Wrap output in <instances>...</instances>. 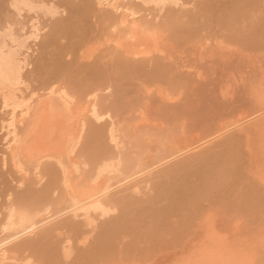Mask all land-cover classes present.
<instances>
[{
	"label": "rangeland",
	"instance_id": "1",
	"mask_svg": "<svg viewBox=\"0 0 264 264\" xmlns=\"http://www.w3.org/2000/svg\"><path fill=\"white\" fill-rule=\"evenodd\" d=\"M14 1L0 0V37L13 31L11 40L26 42L20 50V43L15 48L10 42L23 64L21 85L10 92L20 106L5 107L2 97L9 91L0 89L1 237L7 212L31 191L28 200L46 188V196L60 197L65 169L71 176L77 172V181L105 160L121 162V169L128 157L135 158L130 167L145 158L156 164L173 149L174 155L150 166L147 179L145 171L144 179L140 173L121 186L113 180L103 212L102 204L92 213L65 212L8 242L13 253L7 249L12 256L1 264H158L175 251H189L210 213L226 223L240 221L241 232L255 237L249 249L264 241V0H30L32 11H17ZM12 108L23 120L15 128L17 140ZM43 109L58 112L63 135L72 133L65 137L69 147L64 144L63 155L29 160L18 153ZM201 138L191 149L188 143ZM172 143L185 146L184 152L179 155ZM260 253L254 264H264Z\"/></svg>",
	"mask_w": 264,
	"mask_h": 264
},
{
	"label": "bare ground",
	"instance_id": "2",
	"mask_svg": "<svg viewBox=\"0 0 264 264\" xmlns=\"http://www.w3.org/2000/svg\"><path fill=\"white\" fill-rule=\"evenodd\" d=\"M145 1V0H144ZM153 0H149V2H152ZM161 1H164V0H161ZM160 1V2H161ZM30 0L28 1V0H16V1H14V6L16 7V9H17V11L19 10V11H22V10H24V8H28V9H30L31 11H32V9H31V7H32V4L33 3H31V5H30ZM149 2H147V4L149 3ZM153 2H156V0H154ZM159 2V3H160ZM165 2V1H164ZM174 2V1H173ZM176 3V2H175ZM166 4V3H165ZM35 5H37V4H34L33 6H35ZM125 5H127L126 3H125ZM13 6V7H14ZM38 6V5H37ZM116 6V8H118L119 6H118V4L117 5H115ZM121 6V5H120ZM132 6H133V4H132ZM127 7V6H126ZM37 8V7H36ZM39 8V7H38ZM41 8V7H40ZM121 8V7H120ZM124 8V7H123ZM129 8H131V6L129 7ZM22 9V10H21ZM27 9V10H28ZM35 9V8H34ZM133 11H134V9H133ZM20 13V12H19ZM128 14V13H127ZM134 14V13H133ZM133 14H131V15H133ZM20 15V14H19ZM129 15V14H128ZM108 20V19H107ZM32 22H33V20H32ZM31 22V23H32ZM34 25V24H33ZM8 27V26H7ZM10 27V26H9ZM34 27H35V25H34ZM38 27V26H37ZM11 28V27H10ZM9 28V29H10ZM35 29H36V27H35ZM14 30V29H13ZM3 31V30H2ZM33 32V31H32ZM1 33V32H0ZM4 33V32H3ZM9 33V32H8ZM12 33H13V31H12ZM12 33H10V35H5V34H3V36L5 35V36H8V38H6V37H4V38H2V37H0V89H2L3 91H5V90H8L9 91V93L8 94H6V95H4V97H2V98H4L3 99V101L5 100V107H6V105H10V104H13L15 107H17V106H20V105H18V104H20L16 99H14L15 97H14V92L13 93H10V92H12V90L13 89H17L16 88V84H18V82L20 81V76L22 75L21 74V70L23 69L22 67V65H21V63H20V57L18 58V55H20V54H18L19 52H18V50L17 49H15L16 48V46H17V44H19L17 41H18V39H17V41H16V37H14L15 38V40H11V37H12ZM34 33V32H33ZM38 33V32H37ZM18 34V33H17ZM23 34V33H22ZM36 34V33H35ZM33 35V34H32ZM37 35V34H36ZM141 36V35H140ZM10 37V38H9ZM141 37H143V36H141ZM10 39V41H8L7 42V40L6 39ZM13 38V37H12ZM144 38V37H143ZM143 38L141 39V38H139V39H137L138 41L141 39V40H143ZM20 39V38H19ZM25 40V39H24ZM24 40H21V43H22V41H24ZM31 40V39H30ZM145 40V39H144ZM147 40V39H146ZM11 41H13V42H15L16 41V44H15V48H13V44L11 45ZM25 42H26V40H25ZM28 42V41H27ZM21 43H20V45L19 46H17V48L19 47H23V45H21ZM139 43V42H138ZM8 44H10V45H8ZM22 44H24V43H22ZM140 44V43H139ZM18 48V49H19ZM25 48V47H24ZM21 49V48H20ZM19 49V50H20ZM26 54V53H25ZM28 56V55H27ZM29 58V57H28ZM25 65V64H24ZM27 66V65H26ZM254 67V66H253ZM21 74V75H20ZM25 74V73H24ZM26 77V76H25ZM25 77H23V78H25ZM22 82V81H21ZM23 83V82H22ZM20 84V83H19ZM18 84V85H19ZM251 84V83H250ZM259 84V83H258ZM261 84V83H260ZM18 85H17V87H18ZM21 85V84H20ZM14 86H15V88H14ZM57 91V90H56ZM67 90H65V92H66ZM54 92V91H53ZM64 92V91H63ZM3 94H4V92H2ZM2 93H0V94H2ZM23 93V92H22ZM52 93V92H51ZM55 93V92H54ZM2 94V95H3ZM16 94H17V91H16ZM53 94V93H52ZM63 94V93H62ZM22 95V94H21ZM70 95V94H69ZM72 95V94H71ZM16 96V95H15ZM17 97V96H16ZM65 97V96H64ZM73 97V96H72ZM25 98V97H24ZM264 98V97H263ZM63 99V98H62ZM65 99V98H64ZM15 100L18 102H15ZM68 100V99H67ZM67 100H66V102H67ZM2 101V100H1ZM2 101V102H3ZM24 101H25V99H24ZM62 102V101H61ZM23 103V102H22ZM27 103V102H26ZM25 103V104H26ZM24 104V103H23ZM62 104V103H61ZM69 104H71V103H69ZM27 105V104H26ZM68 105V104H67ZM90 105H91V103H90ZM13 106V107H14ZM23 106V105H22ZM22 106H21V108H22ZM93 106V105H92ZM97 106V105H96ZM26 107H30V106H26ZM257 107V106H256ZM260 107V106H259ZM19 108V107H18ZM94 108V107H93ZM262 108V107H261ZM28 110L30 109V108H27ZM94 109H96V108H94ZM93 109V110H94ZM257 109V108H256ZM15 110V109H14ZM14 110H13V108H12V111H13V113L15 114L14 116L16 117L17 116V114H16V111L14 112ZM24 110H26V109H24ZM92 110V109H91ZM258 110V109H257ZM261 110H263V108L261 109ZM260 110V111H261ZM18 111V110H17ZM27 111V110H26ZM46 111V109L44 110H42V112H41V114H39L38 116H37V118L36 117H34V118H36V121H35V123L32 125V127L30 126V130H31V133H29L28 135H29V137H28V143L27 144H25V146H24V148L20 151L21 153H18L20 156H22L21 154H23V156H25L27 159H29V160H33V158L35 157V158H37L38 157V159L37 160H39L40 158L42 159V157L44 158V157H48V156H53L54 154L55 155H61L62 154V151H61V149L64 147V144H65V148H66V146H67V142H68V140L69 139H67V138H65V137H67V136H70L72 133L71 132H67L66 134H64L63 135V133L64 132H62V130H64L65 131V129L64 128H61V127H59V125H58V122H59V120H60V117H56V115L58 114V112L56 113L55 112V114L53 113V115H50L51 114V111H50V113H48V112H45ZM39 112V113H40ZM255 112H256V110H255ZM259 112V111H258ZM257 112V113H258ZM9 113V112H8ZM13 113H12V115H13ZM18 113V112H17ZM30 112H28V114H29ZM263 113V112H262ZM21 114V113H20ZM98 114H100L99 113V110H98ZM97 114V115H98ZM11 115V114H10ZM11 115V116H12ZM251 115V114H250ZM261 115V114H260ZM19 116V115H18ZM21 116H23V115H21ZM15 117H12V118H14L15 119ZM248 116H243L242 118L240 117L237 121L236 120H234L236 123H238L239 121H243V120H245L246 118H247ZM250 117V116H249ZM262 117H264V116H262ZM80 118V117H79ZM12 120V123H11V126H10V124L8 123V125L10 126V127H12V125H13V128H14V133H13V137L15 138H13L14 140H17V132H16V130H15V128H17L16 126L18 125L17 123L18 122H20L21 120H22V118L21 119H17V117H16V119L15 120ZM82 118H80V120H81ZM264 119V118H263ZM256 120V119H255ZM23 121V120H22ZM232 122V124H236L235 122ZM81 123H82V121H81ZM84 123V122H83ZM146 123V122H145ZM140 124V123H139ZM81 125V124H80ZM83 125V124H82ZM82 125H81V127H82ZM141 125V127H142V125L144 126V123L143 124H140ZM148 125V124H147ZM9 126H7L8 127V130L10 129L9 128ZM151 126V125H150ZM230 126V125H229ZM229 126H226L227 128L229 127ZM146 127V126H145ZM144 127V128H145ZM224 128V129H227V128ZM32 128V129H31ZM140 128V127H139ZM138 128V129H139ZM150 127H148V129H147V131L146 132H148V130H149V133H150V129H149ZM170 128V127H169ZM12 129V128H11ZM28 129V128H27ZM82 129V128H81ZM111 129V128H110ZM114 129V128H113ZM115 129H117V128H115ZM142 129V128H141ZM152 129V128H151ZM155 129V128H154ZM224 129H222L221 128V130H219V131H221L222 132V130H224ZM7 130V129H6ZM9 131H11V133H12V130H9ZM9 131H7V132H9ZM67 131V130H66ZM142 131H144V129L142 130ZM23 132V131H22ZM117 132V131H116ZM10 133V134H11ZM115 133V132H114ZM137 133H139V132H137ZM136 133V134H137ZM141 133V132H140ZM144 133H145V131H144ZM218 133V132H217ZM216 133V134H217ZM7 134V133H6ZM134 134V133H133ZM143 134V133H142ZM146 134V133H145ZM154 134V133H153ZM8 135H9V133H8ZM24 135H25V133H24ZM27 135V136H28ZM113 135V134H112ZM155 135V134H154ZM215 135V134H214ZM6 136V135H5ZM26 136V135H25ZM78 136V135H77ZM139 136V135H138ZM157 136V135H156ZM167 136V135H166ZM169 136V135H168ZM209 136V135H208ZM11 137V136H10ZM114 137V136H113ZM119 137V136H118ZM153 138V135L152 136H150L149 138H148V141L150 140V138ZM209 137H211V136H209ZM111 138V137H110ZM114 138H116V136L114 137ZM133 138H135V137H133ZM27 139V138H26ZM79 139V138H78ZM136 139V138H135ZM162 139V138H161ZM205 139V138H204ZM210 139V138H209ZM209 139H207V140H209ZM12 140V139H11ZM111 140H113V139H111ZM153 140V139H152ZM152 140H150V142L152 141ZM170 140H171V138H170ZM181 140V139H180ZM180 140H178V142L180 141ZM182 140H184V139H182ZM190 140V139H189ZM188 140V141H189ZM13 141V140H12ZM130 141H131V139H130ZM137 141H138V139H137ZM164 141V140H163ZM169 141V140H168ZM201 141H203V139L201 138V139H199L198 141H195V142H193V141H191L190 143H188V144H190V146H191V149H192V146H193V148H197L200 144H201ZM205 142H206V139L204 140ZM117 142V141H116ZM139 142L141 143V141H140V139H139ZM149 142V143H150ZM167 142V141H166ZM181 142V141H180ZM183 142V141H182ZM193 142V143H192ZM204 142V143H205ZM69 143V142H68ZM77 143V142H76ZM152 143H153V141H152ZM152 143H150V144H152ZM184 143H186L185 145H186V151H188L190 148H189V145L187 144V142L185 141ZM191 143L193 144V145H191ZM74 144V143H73ZM123 144V143H122ZM154 144H156V143H154ZM179 144H181L182 145V143H179ZM136 145V144H135ZM134 145V143H133V145H131V146H135ZM187 145H188V147H187ZM71 147H72V145H70ZM122 146V145H121ZM138 146V145H137ZM166 146H168V145H166ZM171 146H174V147H171V149H173V148H175L176 146V148H175V152L177 151V150H179V153L182 151V150H185V148L184 147H180V149H178L179 147V145H177L176 144V146L172 143V145ZM67 147H69V146H67ZM136 147V146H135ZM134 147V148H135ZM139 147H141V146H139ZM152 147V146H151ZM131 148V147H130ZM133 148V147H132ZM142 148V151H145V150H143V146L141 147ZM165 148V147H164ZM182 148H184V149H182ZM67 149V148H66ZM65 149V150H66ZM145 149V148H144ZM151 149V148H150ZM160 149V148H159ZM182 149V150H181ZM188 149V150H187ZM112 150H113V148H112ZM117 150V149H116ZM115 150V151H116ZM140 151H141V149H139ZM138 150V151H139ZM181 150V151H180ZM67 151H71V150H67ZM108 151V150H107ZM114 151V150H113ZM127 150L125 149V153H127L126 152ZM134 151V150H133ZM136 152H137V154L138 153H140V152H138L137 150H135ZM142 151H141V153H142ZM149 150H147V152H148ZM166 151V150H165ZM185 151V152H186ZM61 152V153H60ZM95 152V151H94ZM96 152H97V150H96ZM112 152V151H111ZM123 152V151H122ZM167 152V151H166ZM165 152V153H166ZM178 152V151H177ZM184 152V151H183ZM183 152H181L179 155H181ZM93 153V152H92ZM98 153H99V151H98ZM103 153H104V151H103ZM119 153V152H118ZM121 153V152H120ZM129 153H130V151H129ZM128 153V154H129ZM155 153V152H154ZM156 153H158V152H156ZM164 153V152H163ZM170 154H167V156L165 155V157H164V155H163V157H159V158H157L158 160H156V161H154V162H156V164H157V162H159L160 160H165L166 161V157H168V156H172V154L174 155V149L172 150V153L171 152H169ZM187 153V152H186ZM94 154V153H93ZM109 154V153H108ZM115 154V153H114ZM114 154H112V155H114ZM122 154H124V152L122 153ZM136 154V155H137ZM145 154V153H144ZM148 154V157L151 155V153H150V155H149V153H147ZM176 155H178L177 153H175ZM185 154V153H184ZM263 154V153H262ZM35 155H38V156H35ZM63 155V154H62ZM92 155V154H91ZM103 155V154H102ZM120 155V154H119ZM119 155H117L116 157H118ZM125 155V154H124ZM142 155V154H141ZM156 155V154H155ZM160 155V154H159ZM158 155V156H159ZM175 155V156H176ZM130 156V155H129ZM131 156H132V154H131ZM130 156V157H131ZM174 156V157H175ZM96 157H99L98 155L96 156ZM95 157V158H96ZM127 156H125V158H126ZM135 157V156H134ZM152 157V156H151ZM155 156H153V158H154ZM173 157V158H174ZM56 158V157H55ZM64 158V157H63ZM87 158V157H86ZM91 158V157H90ZM103 158V157H102ZM106 158V157H105ZM112 157H110V158H107V159H111ZM123 158H124V156H123ZM124 158V159H125ZM142 158H145V157H142ZM153 158H150L149 157V159H153ZM160 158H162V159H160ZM176 158V157H175ZM174 158V159H175ZM21 159V158H20ZM60 159V158H59ZM96 159H98V158H96ZM116 159V158H115ZM118 159H120V157L118 158ZM124 159H123V161H124ZM130 159L132 160V158H129L128 157V159H127V161H126V159H125V161L127 162V165H128V162H129V165H130ZM134 159L135 158H133V163H134ZM140 159V158H139ZM139 159H137V161L139 160ZM147 158H145L144 160L143 159H141V161L142 162H139V163H135L134 165H131L130 167L128 166L127 167V165H125V164H123V165H125V166H123L121 169H120V164H121V162L120 163H117L116 164V161H114L115 163H111V160H110V162L108 161V160H105V161H107V162H105V161H103V163H100V165L98 166V168L97 169H95V171L93 172V173H89L86 177H84V178H82L81 180H79L80 178H78L77 177V181L75 180V178H74V176H75V174L77 173H75V174H73V176H71L72 174H69L70 173V171H69V173L67 172L68 171V169H65L66 170V172H64L65 174L63 175V173H62V175L63 176H65L66 178H63L65 181H64V183H63V185H64V187H62V190L64 191H62V195L60 194V197H58V198H56V200L54 199H51L50 197H48L49 196V194H50V192H49V194L47 193H45V190H47V188L45 189V190H43L42 192H44V193H42L43 194V196L41 195V192L39 191V194L41 195V196H39V195H36V196H39L38 198H34L35 200H28V198H30L29 197V195H31V193H32V196H33V192L31 191V193L28 195V198L27 197H25V199H22V200H18V201H21L22 203L18 206V204H15L16 205V207H15V205L13 206L14 208L11 210V211H9V212H7L8 214H9V216L7 217H5V219H6V221L4 220V222H3V227H2V230H1V232L3 233V231H4V233H5V235H2V237L0 238V257L2 258H0V261H3L4 259L7 261L8 259V257H9V255H11L12 256V254H8L7 253V247H5V245L9 242H12V240H15L16 238V240H19L18 239V237H21V236H23V235H26V234H30V233H33V232H35L36 231V229H38V228H41V226H43V225H45V224H47V223H49V222H51V221H53L54 220V218L55 217H58V216H56V215H61V214H63V213H67V212H70V211H73L74 212V215H77L78 214V210L80 211V209L82 210V209H84L85 211H86V213L88 212H91L90 210H93V208H97V207H100L101 206V204H102V206L101 207H103V205H104V203H105V201L104 202H102V200H106V199H104L103 197H105V195H107V193L109 194V191L110 190H112L111 188L113 187V185L115 184L114 182H112L113 180L114 181H116V179H118L117 181H118V183H119V186H121L122 184L124 185V184H126V183H128V180H129V183H130V181H132V180H135V179H133L134 178V176H135V178H137V176L136 175H139V176H141L142 174V176H143V179H144V172H145V176H146V179H147V171H148V169H149V171H148V174L149 173H151V170L153 171V169H150L151 167L150 166H153L155 163H152L153 162V160H151V163L148 161V159L146 160ZM170 159V158H169ZM169 159H167V160H169ZM35 160V159H34ZM99 160V159H98ZM97 160V161H98ZM121 160H122V158H121ZM120 160V161H121ZM171 160H172V157H171ZM68 161V160H67ZM66 161V162H67ZM85 161V160H84ZM96 161V160H95ZM94 161V162H95ZM136 161V162H137ZM148 161V162H147ZM170 161V160H169ZM263 161V160H262ZM23 162H24V160H23ZM102 162V161H101ZM105 162V163H104ZM167 163H168V161H166ZM18 163V162H17ZM19 163H21V162H19ZM27 163V162H26ZM32 163V162H31ZM77 163V162H76ZM98 163V162H97ZM97 163H94L95 165L97 164ZM165 163V162H164ZM99 164V163H98ZM136 164H137V166H136ZM155 164V165H156ZM159 164H163L162 162L160 163L159 162ZM35 165V164H34ZM62 165H64V163L62 164ZM154 165V166H155ZM89 166V165H88ZM158 166V165H157ZM157 166L156 167H154V169L155 168H157ZM71 167V166H70ZM69 168V167H68ZM88 169H89V167H88ZM94 168H92V170H93ZM76 170H78V168L76 169ZM263 170H264V168H263ZM61 171V170H60ZM62 171H64V169L62 170ZM74 171H75V169H74ZM85 171V170H84ZM119 171H120V173H119ZM261 171V170H260ZM71 173H73L72 171H71ZM79 173V172H78ZM83 173H85V172H83ZM140 173H141V175H140ZM261 173V172H260ZM259 173V174H260ZM86 174V173H85ZM123 174V175H122ZM155 174V173H154ZM61 174L59 173V176H60ZM62 176V177H63ZM76 176H78V175H76ZM75 176V177H76ZM83 176H85V175H83ZM73 177V178H72ZM133 177V178H132ZM150 177V176H149ZM261 178H262V176H261ZM263 179V180H262ZM262 179H260V180H262V184L264 185V177L262 178ZM55 180V179H54ZM53 180V181H54ZM60 180V179H59ZM74 180H75V182H74ZM56 181H58V179L56 178V180L54 181V182H56ZM63 181V180H62ZM117 181H116V183H117ZM123 181V182H122ZM141 181V180H140ZM59 182V181H58ZM124 182H126V183H124ZM142 182V181H141ZM145 182V181H144ZM118 183H117V185L116 186H118ZM120 183H122L121 185H120ZM136 183H138V182H136ZM52 184H54V183H52ZM51 184V185H52ZM55 184H58V183H55ZM62 184V183H61ZM59 185V187L60 186H63V185ZM142 184H143V182H142ZM261 184V183H260ZM56 186V185H55ZM136 186H138V185H136ZM139 186H142L141 184L139 185ZM50 187V186H49ZM52 188H54V186L52 187ZM56 188V187H55ZM55 188H54V191L53 192H55ZM117 188V187H116ZM139 188V187H138ZM49 189V188H48ZM51 189V188H50ZM114 189V188H113ZM58 190V189H57ZM48 191V190H47ZM58 192H59V190H58ZM118 192H120L119 190H118ZM36 192H34V194H35ZM60 193V192H59ZM37 194V193H36ZM46 195H48V196H46ZM51 195H53V194H51ZM59 195V194H58ZM110 195V194H109ZM108 195V196H109ZM26 196V195H25ZM54 196V195H53ZM24 197V196H23ZM34 197H35V195H34ZM26 198H27V200H26ZM103 198V199H102ZM24 200V201H23ZM17 203H19V202H17ZM109 203V202H108ZM52 205V206H51ZM105 206H108V205H104V207L103 208H101L100 210L103 212L105 209H106V207ZM52 209H51V208ZM91 207H93L92 209H90ZM105 208V209H104ZM110 208V207H109ZM102 209H104V210H102ZM10 210V209H9ZM83 211V210H82ZM81 211V212H82ZM97 211H98V209H97ZM109 211V210H108ZM213 211V210H212ZM211 211V212H212ZM105 212H107V211H105ZM217 212V211H216ZM215 212V213H216ZM84 213V212H83ZM92 213V212H91ZM90 213V214H91ZM214 213V214H215ZM7 214V215H8ZM73 213H71V215H72ZM102 214V213H101ZM207 214V213H206ZM211 214V213H210ZM210 214H208V215H204L205 217H207V216H209V217H207V218H205L204 219V221H202V222H204L203 224H201V226H199V227H201V236L199 235H197L198 237L197 238H199V237H201V238H199L200 240L198 241V239L197 238H195V236H193L194 237V239H195V241L196 242H194V243H197V241H198V243H197V245L196 244H191L192 242H193V237L191 238V241L190 240H188V241H190V243H189V245L192 247H190L189 245H188V247L187 248H185L186 247V245L185 246H183L182 247V249H185V251H186V249L188 250V249H190L189 251H186V252H184V254H182L181 252H180V250H178L179 252H180V254H179V256H176L177 254H178V252L177 251H175V255L173 254V257H172V255H167V256H165V257H167V258H169L170 256H171V258H173L171 261L169 260V261H167V258L165 259V257H163L162 259H163V261H161V259H157V260H160L159 262H158V264H254L255 262H254V260L256 259V255L258 254L259 255V253L260 252H264V241L263 242H259L258 244H257V240L256 241H254V245H253V247H250V249H249V244L251 243L252 244V242H251V237L249 236V237H247V235L245 236V234H243V232H241V224L239 223L240 221H234V222H231V221H229V222H224V221H220L221 219H218V215H219V213H217V216L216 215H213V213L210 215ZM79 215V214H78ZM70 216V215H69ZM86 217H87V214L85 215ZM72 217H74L73 215H72ZM93 218V217H92ZM91 218V219H92ZM203 218V217H202ZM220 218V217H219ZM236 218H238V217H236ZM232 220V219H231ZM239 220H240V218H239ZM87 222V221H86ZM92 222V221H91ZM52 223V222H51ZM89 224V223H88ZM2 226V225H1ZM203 227V228H202ZM1 229V228H0ZM48 229H50V228H48ZM200 229V228H199ZM39 231H40V229H39ZM51 231H52V228H51ZM46 232V231H45ZM44 232V233H45ZM200 231L198 230V232H196V234L197 233H199ZM50 233V232H49ZM48 232H46L45 234H47V236L46 235H43V238H44V236H46V237H49L48 236V234H49ZM1 234V233H0ZM63 234V233H62ZM41 235V234H40ZM31 236V235H30ZM61 236V235H60ZM68 237V236H67ZM254 236H252V238H253ZM30 238V237H29ZM251 240H250V239ZM27 239V238H26ZM64 240H62L63 242L62 243H65L64 241H65V237L63 238ZM255 239V237L253 238V240ZM28 240H30V239H28ZM27 240V241H28ZM67 241L69 240V239H66ZM250 240V241H249ZM252 240V241H253ZM52 241V240H51ZM67 241H66V243H67ZM69 241H71V240H69ZM248 241H249V244H248ZM29 242H31V241H29ZM29 242H28V244H29ZM73 242V241H72ZM71 242V243H72ZM247 242V245H248V247H246V248H248L250 251H244L245 250V243ZM13 243V242H12ZM18 243V242H17ZM32 243V242H31ZM53 243V242H52ZM255 243L257 244V245H255ZM19 244V243H18ZM18 244H16L15 243V245H16V247H17V245ZM250 244V246H252ZM20 245V247L22 248V247H24L25 245H27L26 243H25V245L23 246L22 245V243L21 244H19ZM19 245H18V248H19ZM66 245V244H65ZM194 247H193V246ZM246 245V246H247ZM7 246H9L10 247V245H8L7 244ZM11 246H14V245H12L11 244ZM53 246H54V244H53ZM16 247H13V249H14V251H15V249H16ZM26 247V246H25ZM181 247V246H180ZM180 247H179V249H180ZM17 248V249H18ZM27 248V247H26ZM54 248V247H53ZM65 248V247H64ZM64 248H61V249H64ZM178 249V248H177ZM181 249V251H184V250H182ZM9 250H10V248L8 249V252H9ZM18 250H20V249H18ZM18 250H17V252H18ZM247 250V249H246ZM12 251V253H13V250H11ZM10 251V252H11ZM9 252V253H10ZM173 252V251H172ZM176 252H177V254H176ZM259 252V253H258ZM262 252V253H263ZM171 253V252H170ZM262 253H260V254H262ZM18 254L20 255L21 253H19L18 252ZM168 254V253H167ZM256 254V255H255ZM263 255H264V253H263ZM25 256V255H24ZM256 256V257H255ZM21 257V256H20ZM14 258H15V256H14ZM259 258V257H258ZM24 259V258H23ZM17 260V259H16ZM28 261V260H27ZM26 261V262H27ZM4 262V261H3ZM110 262V261H109ZM103 263V262H102ZM1 264V263H0ZM5 264V263H4ZM105 264H106V261H105ZM109 264H113V263H109ZM115 264V263H114ZM121 264H125L124 262L123 263H121ZM131 264V263H130ZM145 264H147V262L145 263ZM257 264V263H256Z\"/></svg>",
	"mask_w": 264,
	"mask_h": 264
}]
</instances>
